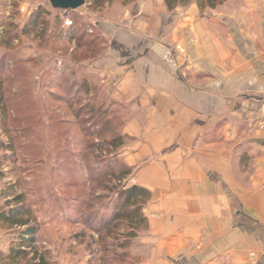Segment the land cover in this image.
<instances>
[{
	"label": "crops",
	"instance_id": "0c3cea01",
	"mask_svg": "<svg viewBox=\"0 0 264 264\" xmlns=\"http://www.w3.org/2000/svg\"><path fill=\"white\" fill-rule=\"evenodd\" d=\"M140 6L146 46L106 71L138 116L124 129L150 192L141 264H264V0Z\"/></svg>",
	"mask_w": 264,
	"mask_h": 264
},
{
	"label": "rangeland",
	"instance_id": "374dc122",
	"mask_svg": "<svg viewBox=\"0 0 264 264\" xmlns=\"http://www.w3.org/2000/svg\"><path fill=\"white\" fill-rule=\"evenodd\" d=\"M49 1L0 0L6 104L0 115V210L7 199L24 197L29 222L39 227L38 247L52 264H141L145 232L122 250V257L121 250L104 252L101 246L114 245L121 229L99 241L83 221L114 208L115 187L136 185L138 165L126 162L131 138L124 127L138 116L130 102L115 98L118 81L106 69L146 40L147 33L133 28L146 24L140 19L145 0L86 1L74 11L54 10ZM129 35L132 39L121 47L119 41ZM86 106L99 112L92 114ZM116 136L123 145L110 151L104 144ZM111 170L129 174L112 179ZM11 241L10 230L0 224L1 253Z\"/></svg>",
	"mask_w": 264,
	"mask_h": 264
},
{
	"label": "trees",
	"instance_id": "16d2710c",
	"mask_svg": "<svg viewBox=\"0 0 264 264\" xmlns=\"http://www.w3.org/2000/svg\"><path fill=\"white\" fill-rule=\"evenodd\" d=\"M98 3L100 0H85V2ZM122 4H130L138 0H119ZM227 0H162L165 9L168 12L174 11L176 8H187L192 3H195L200 11L215 10L222 6ZM64 11V10H60ZM37 22V21H36ZM35 22V24H36ZM91 44H89L90 46ZM3 80L0 77V115L5 112V97L3 93ZM87 111L99 112V110L90 109L86 106ZM123 145L121 136H116L105 142L110 151H114ZM120 173L113 170L109 171L108 175L112 179H116ZM129 173H121L123 175ZM113 196L110 199L114 204V208H106L105 213L98 216H88L83 221V225L87 230H92L101 241L105 236L113 234L121 229V233L115 235L114 245L106 247L103 242L102 250L105 252L110 250H121L120 256H126V251L134 239L139 234L144 233L148 229L147 218L143 213V209L150 200V192L143 187L131 185L130 187H115ZM31 212L24 197L19 194L10 199H7L3 208L0 210V224L5 225L12 236V241L7 249V253L0 252V262L7 264H52L48 258V253L41 250L37 243V234L39 227L35 222H29ZM97 223V224H96ZM96 224V225H95ZM104 234V237H101ZM80 237V235H76ZM117 238L121 241L117 242ZM116 243V244H115ZM121 257V258H122ZM114 258H119L114 255Z\"/></svg>",
	"mask_w": 264,
	"mask_h": 264
},
{
	"label": "water",
	"instance_id": "95a60500",
	"mask_svg": "<svg viewBox=\"0 0 264 264\" xmlns=\"http://www.w3.org/2000/svg\"><path fill=\"white\" fill-rule=\"evenodd\" d=\"M85 0H50L54 10L74 11L84 5Z\"/></svg>",
	"mask_w": 264,
	"mask_h": 264
}]
</instances>
